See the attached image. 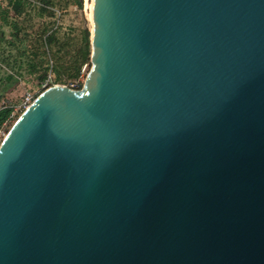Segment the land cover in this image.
Listing matches in <instances>:
<instances>
[{
  "label": "water",
  "instance_id": "95a60500",
  "mask_svg": "<svg viewBox=\"0 0 264 264\" xmlns=\"http://www.w3.org/2000/svg\"><path fill=\"white\" fill-rule=\"evenodd\" d=\"M88 31L84 88L0 145V264H264V0H92Z\"/></svg>",
  "mask_w": 264,
  "mask_h": 264
},
{
  "label": "trees",
  "instance_id": "16d2710c",
  "mask_svg": "<svg viewBox=\"0 0 264 264\" xmlns=\"http://www.w3.org/2000/svg\"><path fill=\"white\" fill-rule=\"evenodd\" d=\"M4 5L0 3V86L2 89H8L17 82L18 77L22 76V69L26 64L28 71L34 73L36 70H43L44 73L39 77V80H44L50 64L51 72L54 73L55 81L60 83L64 76L68 81L77 80L83 67L90 60V32L85 28L78 30V34L73 40L64 45L58 46L56 34L58 31H53L48 34L45 29L40 31L35 28V21L42 20L44 17L52 18L54 16L51 8L54 7L53 0H40L41 7H36L31 0H3ZM73 5L78 9L82 8L81 0H73ZM3 28L10 30V40L6 39L2 34ZM43 33L42 36L38 34ZM34 32L37 40V46L34 51H29L26 47L30 35ZM36 44V42H35ZM67 44L70 50L66 51ZM54 49L51 58H47L49 52ZM29 55L32 59L29 61ZM38 60L37 62L35 60ZM2 67H7L14 72L13 75L3 74ZM4 76V77H3ZM1 99V96H0ZM12 108L5 107L0 109V128L7 121Z\"/></svg>",
  "mask_w": 264,
  "mask_h": 264
},
{
  "label": "rangeland",
  "instance_id": "374dc122",
  "mask_svg": "<svg viewBox=\"0 0 264 264\" xmlns=\"http://www.w3.org/2000/svg\"><path fill=\"white\" fill-rule=\"evenodd\" d=\"M34 2V5L36 7H41L42 3L40 0H31ZM54 1V7L51 8L54 16L52 18L44 17L42 20H36L35 21V28L39 29L40 31L47 30L48 34L53 31H58L56 34V38L58 40V46L64 45L63 48H65L66 43L71 42L74 40L75 37L78 34V30L87 28L88 30L91 29V7H92V0H81L82 1V8L78 9L75 5H73V0H53ZM0 3L4 5V1L0 0ZM4 33L2 34L6 39L10 40V30L3 28ZM39 31V32H40ZM33 34L30 35L29 41L26 44V47L29 49V51H34V48L37 46V40L40 39V37L34 36ZM39 36H42L43 33L40 32L38 34ZM36 42V44H35ZM68 47H66V51L70 50L69 44H67ZM55 50L52 49L49 54L47 55V58H51L52 53ZM32 55H29V61L32 59ZM38 61L37 59L35 60ZM50 61L49 64L45 65V67H49L50 69L46 72V77L48 75L51 76L52 82L55 81L54 73L51 72V64ZM53 64V63H52ZM92 69V66L89 63L85 65L82 69L83 76L89 74L90 70ZM3 74L13 75L14 72L10 70L9 68L2 67ZM22 76L18 77L17 82L12 84L10 88L3 90L2 85L0 86V109L5 107H13L14 117L10 121L8 125V129L13 126L15 121L20 117V115L24 112L23 108H20V104L23 101V97H25L26 94L30 93L34 95L36 98L40 95V83L43 80H39V77L44 73L43 70H37L34 73H31L28 71V66L25 64L22 69ZM4 77V76H3ZM45 77V78H46ZM58 83V82H56ZM70 83V81L67 80V78L64 76L63 81L60 82V85Z\"/></svg>",
  "mask_w": 264,
  "mask_h": 264
},
{
  "label": "built area",
  "instance_id": "2783aa9c",
  "mask_svg": "<svg viewBox=\"0 0 264 264\" xmlns=\"http://www.w3.org/2000/svg\"><path fill=\"white\" fill-rule=\"evenodd\" d=\"M83 75L84 74L81 71V75L77 80L71 81L70 83L62 84V85H60V83H56V81L52 82L51 76L48 75L39 85L41 93L43 91L49 89L50 87H53V86H61V87H66V88L73 90V91H81L84 88L85 79H86V76L84 77ZM35 99L36 98L34 97V95L28 93L25 95V97H23V101L21 102L19 107L23 108L25 111ZM10 108H12V113L10 114L7 121L0 128V145L3 142V140L5 139L6 135L8 134V132H9L8 125L14 117L13 107L11 106Z\"/></svg>",
  "mask_w": 264,
  "mask_h": 264
}]
</instances>
